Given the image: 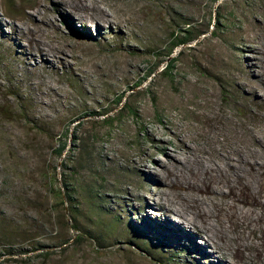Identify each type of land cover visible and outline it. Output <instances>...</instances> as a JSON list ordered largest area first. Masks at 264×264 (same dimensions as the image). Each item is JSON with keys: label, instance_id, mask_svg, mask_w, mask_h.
I'll return each instance as SVG.
<instances>
[{"label": "rangeland", "instance_id": "obj_1", "mask_svg": "<svg viewBox=\"0 0 264 264\" xmlns=\"http://www.w3.org/2000/svg\"><path fill=\"white\" fill-rule=\"evenodd\" d=\"M85 2L112 22H75L77 0H0V264H220L192 225L167 228L177 200L152 172L175 131L258 149L264 0ZM239 230L259 254L231 261L264 264V219Z\"/></svg>", "mask_w": 264, "mask_h": 264}, {"label": "bare ground", "instance_id": "obj_2", "mask_svg": "<svg viewBox=\"0 0 264 264\" xmlns=\"http://www.w3.org/2000/svg\"><path fill=\"white\" fill-rule=\"evenodd\" d=\"M74 7L84 13L75 16V22L88 25L94 21L99 26L112 22L105 10L88 5L85 0H77ZM89 12H93L92 15ZM172 135L176 142L161 143L162 146L169 143L173 148V157L165 159L169 167L151 171L162 179L177 200L167 199V209L162 210L167 228L180 231L172 224L171 215L178 217L177 223L184 221L192 225L194 238L201 236L206 246L219 249L218 255L216 250L209 251L211 256L199 255L219 256L220 264H235L231 260L246 258L248 249L259 254L258 247L248 242L244 231L235 230L249 228L253 222L264 219V212L256 213L257 208H264V202L257 195L264 185V137L251 131L245 135V141H253L257 150L249 144L243 147L235 143L230 150L214 147L208 151L190 146L189 139L179 131ZM145 163V159L141 160L142 165ZM201 251H204L202 246Z\"/></svg>", "mask_w": 264, "mask_h": 264}, {"label": "trees", "instance_id": "obj_3", "mask_svg": "<svg viewBox=\"0 0 264 264\" xmlns=\"http://www.w3.org/2000/svg\"><path fill=\"white\" fill-rule=\"evenodd\" d=\"M192 39L191 38H188V37H183V38H181L180 40H177L176 41V45H184V44H186V43H188V42H190ZM175 61V59H171V60H169V62H168V64H171V63H173ZM167 68V67H166ZM168 70L169 69H167V71H165L163 74L164 75H166V76H168ZM140 86V84H138V85H136V86H134V87H139ZM131 91H132V89H130ZM125 98V96H121L118 100H117V104H118V106L122 103V100ZM126 101H127V99H125V101L122 103V106L119 108V111H121L122 109H129V112L132 114V115H134V110H132V109H130L127 105H126ZM63 150H64V145H62V146H60L59 147V150H58V154H61L62 152H63ZM71 197L70 196H68V199H70ZM62 201H63V199H62V196H60V203H62ZM128 227H130V229L131 230H133V228L129 225ZM137 227V226H136ZM135 233H137V234H139L138 233V229H134L133 230ZM92 239H94V238H92ZM95 240V239H94ZM174 257V256H173Z\"/></svg>", "mask_w": 264, "mask_h": 264}]
</instances>
